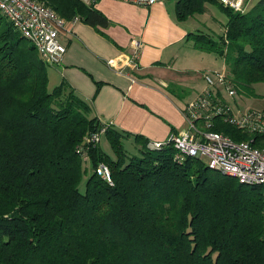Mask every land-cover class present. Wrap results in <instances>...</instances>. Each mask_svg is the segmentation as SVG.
Wrapping results in <instances>:
<instances>
[{"label":"trees","instance_id":"1","mask_svg":"<svg viewBox=\"0 0 264 264\" xmlns=\"http://www.w3.org/2000/svg\"><path fill=\"white\" fill-rule=\"evenodd\" d=\"M39 1L66 21L108 23L94 2ZM206 4L226 12L223 32L187 39L223 57L236 92L253 93L264 82V0L244 12L218 0H177L176 15L202 13ZM2 18L0 264H264L259 187L198 158L178 162L168 143L149 148L144 140L138 155L128 153L127 132L99 121L65 81L47 88L50 65ZM213 130L248 138L219 119ZM100 133L111 153L93 139ZM100 164L111 182L97 173Z\"/></svg>","mask_w":264,"mask_h":264},{"label":"crops","instance_id":"2","mask_svg":"<svg viewBox=\"0 0 264 264\" xmlns=\"http://www.w3.org/2000/svg\"><path fill=\"white\" fill-rule=\"evenodd\" d=\"M176 1L96 0L108 23L95 27L78 20L70 32L63 30L66 50L59 64L47 67L48 80L65 81L91 106L92 115L127 132L133 142L135 135L141 144L184 130L182 108L205 88L201 73L206 71L194 68L208 52L187 39L194 31L188 18L178 19Z\"/></svg>","mask_w":264,"mask_h":264},{"label":"built area","instance_id":"3","mask_svg":"<svg viewBox=\"0 0 264 264\" xmlns=\"http://www.w3.org/2000/svg\"><path fill=\"white\" fill-rule=\"evenodd\" d=\"M91 4L96 0H82ZM141 5H150L158 0H126ZM234 12L247 10L250 0H218ZM0 13L11 22L18 33L35 46L40 57L48 65H57L62 60L65 44L61 32H70L69 25L78 21L75 16L66 21L39 0H0ZM137 52L134 53V56ZM112 60H109V63ZM207 89L198 97L187 101L182 112L186 127L170 133L165 140L148 142L149 148H160L168 143L175 148L178 162L186 158H204L210 170L235 177L239 182L257 186L264 201V111L249 110L238 118L233 115L223 98L221 90L230 95L235 89L226 70L203 72ZM222 120L243 133L246 139H234L231 135L213 130L215 120ZM237 130V131H238ZM98 134L93 139L98 141ZM111 182L109 169L100 164L96 169ZM264 206V205H263Z\"/></svg>","mask_w":264,"mask_h":264},{"label":"rangeland","instance_id":"4","mask_svg":"<svg viewBox=\"0 0 264 264\" xmlns=\"http://www.w3.org/2000/svg\"><path fill=\"white\" fill-rule=\"evenodd\" d=\"M175 1L176 0H167V2H175ZM256 1L257 0H250V2H248L249 4L247 10L251 8ZM206 6L207 7L204 12L195 13L194 15L187 17L188 18L187 22H190V24L192 25L191 31H194L196 33H201V32L206 33L209 34L211 37L216 38L218 37V35L221 34V32H223L222 29H224V25L228 17H226L227 16L226 12L220 9L218 5L206 4ZM2 19L3 22L7 20L6 17L4 16ZM203 56L207 60L201 66H198L197 68L194 69L197 70L201 69L203 71L226 70L223 59L215 55L213 52H210V54L206 53ZM201 74L203 75V72ZM198 75L200 77V74ZM55 85H56L55 80L50 78L48 80L47 88L52 89ZM204 87L205 88L201 89L200 92L196 93L193 97H191L186 101L192 100L198 97L200 93H203L207 89L206 83ZM251 87L253 88V89L251 88L253 93L250 94L248 93V91H246V89L237 92L235 91L234 94L232 95L227 93L228 91L225 89L224 90L222 89L220 92L221 98H223V100L225 101V103L233 113V115L237 118L242 114L247 113L251 109L262 110V112L264 111V82L261 81L254 83ZM103 135H104L103 133H100L98 136L99 145L101 146V149L105 150L107 153H111L110 144L106 139V137ZM85 136L86 135L82 137L81 144L84 142ZM122 142L124 148L127 150L128 153L138 155L139 145H140L139 143L133 142L132 139H127V138H124ZM201 160L204 161V158L201 157ZM85 162H88V160H86ZM83 187H84V181L80 183L78 188L82 191L84 189Z\"/></svg>","mask_w":264,"mask_h":264}]
</instances>
